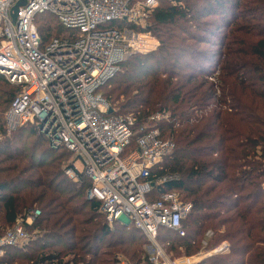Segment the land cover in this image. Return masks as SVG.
Masks as SVG:
<instances>
[{
  "label": "trees",
  "instance_id": "obj_1",
  "mask_svg": "<svg viewBox=\"0 0 264 264\" xmlns=\"http://www.w3.org/2000/svg\"><path fill=\"white\" fill-rule=\"evenodd\" d=\"M36 24L44 44L71 33L50 12ZM139 30L159 47L129 55L100 92L114 114L137 118V133L169 115L157 126L175 149L152 170L156 182L168 177L153 198L175 192L192 209L185 235L162 228L160 243L177 257L227 243L197 264H264V0H159ZM20 90L0 74V235L27 210L41 214L0 264H115L117 255L150 264L143 233L110 224L101 201L88 200L92 182L72 152L50 147L36 126L7 128Z\"/></svg>",
  "mask_w": 264,
  "mask_h": 264
},
{
  "label": "built area",
  "instance_id": "obj_2",
  "mask_svg": "<svg viewBox=\"0 0 264 264\" xmlns=\"http://www.w3.org/2000/svg\"><path fill=\"white\" fill-rule=\"evenodd\" d=\"M20 1L0 0V74L21 87L6 112L7 128L36 126L50 147L65 148L82 160V172L92 182L87 198L101 201L110 224L121 222L143 233L150 264H197L226 249L223 243L180 258L167 253L159 241L161 229L184 236V220L192 209L175 192L153 198L156 183L168 177L156 182L152 170L175 149L157 126L169 115L153 114L154 126L143 125L137 133V118L114 114L100 92L129 55L159 47L151 32L139 30L146 29L159 0ZM44 12L57 16L70 36L44 44L36 24ZM67 174L74 177L75 171ZM40 214L27 210L0 235V256L6 247L30 240L26 226ZM115 264L133 263L117 255Z\"/></svg>",
  "mask_w": 264,
  "mask_h": 264
},
{
  "label": "rangeland",
  "instance_id": "obj_3",
  "mask_svg": "<svg viewBox=\"0 0 264 264\" xmlns=\"http://www.w3.org/2000/svg\"><path fill=\"white\" fill-rule=\"evenodd\" d=\"M1 137H2V135H1ZM75 155H71L70 154V156H69V159H70V161H73L74 159H75ZM75 167L79 170V171H82L83 169H84V164H83V162H82V160H77V162H76V164H75ZM102 219V218H101ZM102 221V220H101ZM123 221H126V219L125 218H123ZM121 223V222H120ZM0 225H4V218H3V214H2V211L0 210ZM7 228H4V230H6ZM3 230V231H4ZM27 232L30 234V237H33V235H34V231H32L31 229H27ZM145 249H146V251H147V244L145 245ZM203 251H204V249H202ZM214 250V249H213ZM212 250V251H213ZM201 251V250H200ZM204 252H208V251H204ZM168 253H170L171 255H173V256H176L175 255V252H173V253H171V252H168ZM197 254V253H196ZM196 254H192V255H196ZM121 257H123V258H125V259H127V257H125V256H123V255H120ZM181 256H184V254L183 255H181ZM180 256V257H181ZM180 257H177L176 256V258H180ZM204 259V258H203ZM128 260V259H127Z\"/></svg>",
  "mask_w": 264,
  "mask_h": 264
},
{
  "label": "water",
  "instance_id": "obj_4",
  "mask_svg": "<svg viewBox=\"0 0 264 264\" xmlns=\"http://www.w3.org/2000/svg\"><path fill=\"white\" fill-rule=\"evenodd\" d=\"M24 3H25V1L24 0H21L18 3V5H22ZM17 10H18V6L14 7V12L12 13V16H13L14 19L17 17ZM88 200H93V198L92 197H88Z\"/></svg>",
  "mask_w": 264,
  "mask_h": 264
}]
</instances>
